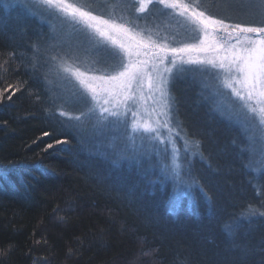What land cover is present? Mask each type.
Returning <instances> with one entry per match:
<instances>
[{
  "label": "trees",
  "instance_id": "trees-1",
  "mask_svg": "<svg viewBox=\"0 0 264 264\" xmlns=\"http://www.w3.org/2000/svg\"><path fill=\"white\" fill-rule=\"evenodd\" d=\"M49 32L22 4L0 1V61L15 51L11 67H28L31 80L0 103V264H264V174L245 167L241 131L191 78L176 81V119L204 158L184 167L199 182V216L187 200L178 218L169 216L172 187L153 183L161 175L152 161L91 153L57 115L41 61ZM17 75L0 70V89ZM61 138L68 142L44 150Z\"/></svg>",
  "mask_w": 264,
  "mask_h": 264
},
{
  "label": "snow or ice",
  "instance_id": "snow-or-ice-1",
  "mask_svg": "<svg viewBox=\"0 0 264 264\" xmlns=\"http://www.w3.org/2000/svg\"><path fill=\"white\" fill-rule=\"evenodd\" d=\"M40 3L58 13L75 35L74 42L51 60L67 81L71 99L83 111L72 115L61 109L58 115L67 121L94 115L102 127L122 125L133 143L135 135L148 140L143 155L149 157L158 155L163 145L170 163L163 165L160 179L153 183L172 184L168 215L178 218L187 200L188 211L199 216L193 195L199 182L186 179L190 173L184 169L177 138L184 141L185 161L189 154L202 159L204 155L200 142L191 141L176 119L179 101L172 90L178 79L190 75L196 83L199 78L200 95L213 104V111L224 115V101L232 100L239 105L236 119L257 121L264 131V0H230L223 13L210 10L203 0H118L119 12L108 15L87 0ZM16 57L15 51H8L0 61L4 73L19 74L15 83L0 89V103L29 90V68L11 67ZM37 65L38 61L31 65L33 71ZM228 114L232 118L231 105ZM51 135L48 131L41 134ZM67 142V138L55 139L44 150ZM245 167L255 171L251 157ZM260 171L264 174V168ZM205 199L211 200L206 193ZM11 250L9 242L3 254ZM149 254L142 251V255Z\"/></svg>",
  "mask_w": 264,
  "mask_h": 264
},
{
  "label": "rangeland",
  "instance_id": "rangeland-1",
  "mask_svg": "<svg viewBox=\"0 0 264 264\" xmlns=\"http://www.w3.org/2000/svg\"><path fill=\"white\" fill-rule=\"evenodd\" d=\"M6 1V0H0ZM12 4H22L26 7L30 13L41 18L50 30V38L45 47H42L41 61L43 62L44 71V82L48 88V92L53 99L54 108L58 115V111L63 109L72 115H78L83 111L82 106L75 104L70 96V91L67 88V81L57 73L56 68L53 66V61L51 57L57 53L61 48H67L68 44L74 42L75 35L68 26L67 23L63 21V18L59 16L54 10L48 9L40 0H7ZM73 3H80L83 0H70ZM91 3L93 7L100 13L108 15L113 12H119V8L116 7L118 0H87ZM203 2L210 8V10L215 12L223 13L226 10L227 4L230 0H203ZM260 0H255V3H259ZM40 55V54H39ZM40 55V56H41ZM83 58V57H82ZM188 78L192 77L189 75ZM184 78H181L182 80ZM199 78H197L196 85ZM212 111L213 104L207 100ZM231 105L232 118L229 117L228 107ZM225 114L221 115L218 112L213 111L221 120L232 124L241 131L245 137L246 150H248V160L250 163L251 157V167L255 169L254 173H260V169L264 168V131L261 130L260 125L257 121L250 120L245 123L242 119L238 120L235 118V111L239 108L238 104L233 103L232 100L226 99L224 101ZM59 116V115H58ZM59 118L63 121V124L73 132L76 138L85 146V148L91 153H97L101 156L118 157L122 161H130L137 159L140 161L150 160L153 163V170L158 171L161 175L162 168L165 163H170L169 159H166L163 152V145H160V153L153 154L150 157L143 155L145 149L148 148V140L142 138L140 135H135L134 143L132 139L128 138L126 135L125 128L121 125L116 128L112 127H102L97 124L96 117L94 115H85L81 121H67L64 117ZM100 128V131L96 129ZM130 132V129H129ZM177 145L181 149V160L185 165L192 160L195 156L189 154L187 160H184V141L177 138ZM195 152L196 149H191ZM172 187V184L169 182Z\"/></svg>",
  "mask_w": 264,
  "mask_h": 264
}]
</instances>
